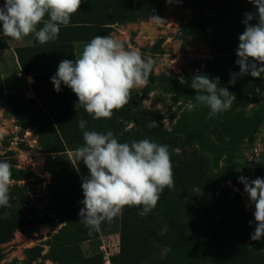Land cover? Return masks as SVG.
I'll list each match as a JSON object with an SVG mask.
<instances>
[{
	"label": "rangeland",
	"instance_id": "374dc122",
	"mask_svg": "<svg viewBox=\"0 0 264 264\" xmlns=\"http://www.w3.org/2000/svg\"><path fill=\"white\" fill-rule=\"evenodd\" d=\"M189 1L145 0L143 6L146 7L142 10L152 9L153 15L162 18L164 23L152 22L150 17L117 22L111 30L99 35H110L126 48L139 49L145 58L153 59L149 83L146 87L133 89L132 93L137 110L152 113L159 127L167 132H173L183 117L200 126L208 116L202 106L187 111L185 104L189 100L195 102V99L190 94L171 90L166 79L190 86L192 77L199 71L210 78L218 77L220 87H227L229 92L240 93L247 99V104L232 105L230 110L219 114L218 121L209 122L208 128L201 133L204 139L185 142L174 152L186 162L196 165L199 161L208 168V184L194 192L199 202L223 195L235 202L233 204L240 209L247 227L255 230L254 205L228 175L234 172L252 181L257 178L255 161L259 159L264 166V74L261 78L250 74L237 76L235 84H229L230 73H239L236 49L239 35L245 30L242 22L245 18H234L221 30L200 28L196 21L213 13L209 7L193 6ZM227 1H236L249 11L256 9L248 0ZM116 4L119 6L117 12L121 11V14L115 12L117 15H133L135 6L132 3L117 1ZM257 22L251 21L252 24ZM71 37L59 33L57 40ZM84 44H81V52ZM53 51L65 56L71 52L67 45ZM198 62L207 64L201 66ZM57 97L58 100L49 106L52 120L69 121L79 117L76 109L64 106L72 103V99L65 95ZM81 146L80 143L67 144L64 153L46 155L33 129H24L18 119L0 109V161L15 163L17 169L29 171L32 177L30 183L12 180L11 187L26 185V194L40 216L45 213L55 215L57 222L55 228L40 224L32 239L17 231L12 241L0 244V264H25L26 249L34 247H42L43 255L49 252L55 255L56 261L46 260L43 264H73L74 261L77 264H118L125 227L126 244L137 243L135 231L143 226V217L138 215L142 207L126 206L122 214L110 222H103L99 230H92L91 234L80 220L79 211L83 207L80 202L84 199L82 178L89 175L86 165L76 157V150ZM249 221H252L251 225ZM168 254L167 249H162L155 259L166 260ZM250 254L245 264H264V238L254 241Z\"/></svg>",
	"mask_w": 264,
	"mask_h": 264
},
{
	"label": "trees",
	"instance_id": "16d2710c",
	"mask_svg": "<svg viewBox=\"0 0 264 264\" xmlns=\"http://www.w3.org/2000/svg\"><path fill=\"white\" fill-rule=\"evenodd\" d=\"M114 1L82 0L81 7L71 17L70 24L60 28L62 36L72 35V37L61 39V43H54L50 51L67 45L74 55L75 44L89 42L102 31L111 30L113 24L144 20L153 15L152 9L142 10L146 7L143 6L145 0H116L121 3H132V6H135L133 15L119 16L117 14H121V11L117 12L119 6ZM0 2L4 3V0ZM189 2L193 6L209 7L213 13L196 21L200 28L221 30L232 19L245 18L246 12H257V9L252 8L249 11L236 1L190 0ZM4 48L6 45L0 43V50ZM21 51L18 50V53ZM72 59H75V56ZM198 64L204 66L207 62H198ZM22 67L28 72L23 63ZM166 82L171 90L190 94L195 99L196 91L190 86L172 79H166ZM232 93L236 96L233 106L240 107L247 104L248 101L243 95ZM69 95L72 103L64 106L76 109L78 98L72 90L67 92V97ZM202 107L208 116L210 109L206 106ZM1 108L9 117L18 119L24 129L26 127L33 129L39 136L46 155L64 153L67 144L84 145L83 133L78 126L81 119L87 121V130L105 134L112 131L120 142L131 143L133 140L149 139L168 146L173 165L174 189L165 188L156 208L143 217V226L135 231L136 244L132 246L126 244L124 235L127 228H124L118 264H245L248 255L251 257L250 248L254 241L250 239V234L254 230L247 227L240 209L233 204L235 202L223 195L199 202L194 192L198 188H205L210 179V172L204 163L197 161L195 165L194 162H186L174 152L185 142L204 139L205 136H201L202 130L208 128L209 122L218 121L219 114L203 120L200 126L191 124L183 117L173 132H167L161 127L150 129L149 119L156 120L152 113L137 110L132 93L130 103L122 109L114 110L110 119H93L83 107H79L77 111L80 115L75 119L52 120L36 100H26L18 93H5L0 75ZM130 125L133 126L128 128ZM11 165L12 180L16 182L26 180L30 183L32 177L29 171L17 169L15 163ZM254 166L256 177L264 178V166L259 159L255 161ZM239 177L241 176L234 172L228 175L232 183L244 192V185L239 182ZM9 195V206L0 207V244L12 241L17 231L32 239L40 224L44 223L51 228L57 226L55 215L45 213L40 216L38 209L32 205L31 197L26 194V185L14 184L10 187ZM162 249L168 250V258L155 259ZM25 253V264H43L46 260L56 261L52 252L43 255L42 247L26 249ZM73 264L77 263L74 261Z\"/></svg>",
	"mask_w": 264,
	"mask_h": 264
},
{
	"label": "clouds",
	"instance_id": "9594fccd",
	"mask_svg": "<svg viewBox=\"0 0 264 264\" xmlns=\"http://www.w3.org/2000/svg\"><path fill=\"white\" fill-rule=\"evenodd\" d=\"M248 2L257 12L244 14L245 30L239 35L236 49L239 73H230L229 84L232 85L237 76L250 74L261 78L264 74V0ZM81 3L82 0H4L0 5L2 35L21 41L34 34L40 44H47L59 37L61 26L70 24ZM254 19H258L256 24L251 23ZM150 20L164 23L155 15ZM153 66V59L145 58L139 49L126 48L110 35H97L83 45L78 57L61 61L50 79L57 93L62 90V84L72 90L78 98L76 110L83 107L93 119H110L114 110L130 103L133 89L147 86ZM28 79L31 82L32 78ZM180 80L183 82V77ZM219 85L218 77L210 78L197 71L190 84L196 91L195 102L189 100L186 110L191 112L206 106L210 109L209 119L230 110L236 96ZM78 126L84 145L76 150V157L89 172L82 178L84 199L80 202L83 207L79 216L89 234L99 230L103 222L122 214L126 206L142 207L138 215L146 216L156 208L165 188L174 189L173 165L167 145L149 139L120 142L112 131L105 134L87 130L84 119ZM148 127L159 125L149 119ZM12 176L11 163L0 161V207L10 204ZM239 182L255 208L256 227L250 239L259 241L264 238V178L249 181L241 176Z\"/></svg>",
	"mask_w": 264,
	"mask_h": 264
},
{
	"label": "crops",
	"instance_id": "0c3cea01",
	"mask_svg": "<svg viewBox=\"0 0 264 264\" xmlns=\"http://www.w3.org/2000/svg\"><path fill=\"white\" fill-rule=\"evenodd\" d=\"M2 4L0 2V5ZM60 41L54 40L47 44H40L34 34L16 41L2 35L1 24L0 43L5 44L6 48L0 50V75L5 93H18L22 94L26 100H36L49 117H51L48 112L49 106L58 100L57 95L67 97V92H71L70 88L62 84V90L57 93L50 78L55 75L61 61L72 59L73 56L76 58L81 53L82 43L75 44L74 55L71 52L65 56L63 53L56 54L50 51L54 43H61ZM18 50H22L21 53H18ZM22 63L28 72L23 70ZM29 77L32 78L31 82ZM68 97L72 99L70 95Z\"/></svg>",
	"mask_w": 264,
	"mask_h": 264
},
{
	"label": "built area",
	"instance_id": "2783aa9c",
	"mask_svg": "<svg viewBox=\"0 0 264 264\" xmlns=\"http://www.w3.org/2000/svg\"><path fill=\"white\" fill-rule=\"evenodd\" d=\"M26 134H27V135H30V132H29V131H27V132H26Z\"/></svg>",
	"mask_w": 264,
	"mask_h": 264
}]
</instances>
